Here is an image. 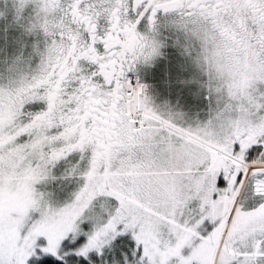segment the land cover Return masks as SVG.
<instances>
[{
  "label": "snow or ice",
  "instance_id": "6c2138e0",
  "mask_svg": "<svg viewBox=\"0 0 264 264\" xmlns=\"http://www.w3.org/2000/svg\"><path fill=\"white\" fill-rule=\"evenodd\" d=\"M0 264H264V0H0Z\"/></svg>",
  "mask_w": 264,
  "mask_h": 264
}]
</instances>
